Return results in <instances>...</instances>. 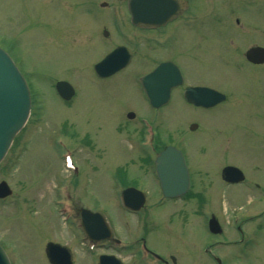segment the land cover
<instances>
[{"label": "rangeland", "instance_id": "rangeland-1", "mask_svg": "<svg viewBox=\"0 0 264 264\" xmlns=\"http://www.w3.org/2000/svg\"><path fill=\"white\" fill-rule=\"evenodd\" d=\"M101 1L0 0V46L30 84L34 112L38 109V116L33 112L0 163V180L5 179L13 190L0 201V242L12 263L50 264L45 253L48 237L73 245L75 264H97L99 252L113 251L91 250L88 241H75L74 224L67 227L71 211L61 214V204L54 201L56 186L63 184V201L70 193L71 205L102 213L114 237L132 241L145 236L152 248L175 264H217L212 254L222 257L224 264H264V214L251 217L245 210L255 208L252 213L256 214L264 209L263 188L246 194L232 187L213 196L227 240L240 238L230 231L235 218V223L255 219L244 224L250 234L248 244L214 242L217 238L208 232L209 215L204 214L200 195L156 205L159 198L152 192L151 167L140 160L142 150L136 146L139 137L130 134L129 125H121L128 108L135 106L150 118L155 110L145 106L143 94L130 82H91L96 76L87 68L105 51L100 47L105 39L96 31L109 26L105 22L113 18V7L115 16L124 10L125 1L106 0L108 6H100L102 10L96 6ZM194 1L190 16L198 14L197 20H191L182 32L174 31L169 50L179 59L191 86L215 88L226 99L199 112L174 93L159 110L161 122L165 116L172 118V126H161L165 133L161 137L171 133L194 171L204 164L208 169L210 164L230 162L245 168L249 180L264 185V64L255 67L242 60L248 43L264 44V0ZM142 67L137 61L112 79H131ZM56 80H68L77 88L71 101L59 97ZM191 119L200 123V130L180 128ZM137 120L136 116L134 123ZM61 139L65 150H75L74 155L79 151L80 170L73 178V190L67 185L71 172L59 159ZM208 178L193 172L197 192ZM127 183L149 192L143 212L129 214L123 206L120 184ZM222 194L223 203L218 199ZM123 244L114 250L125 248L119 252L126 264H136L139 254L131 258L136 250Z\"/></svg>", "mask_w": 264, "mask_h": 264}, {"label": "flooded vegetation", "instance_id": "flooded-vegetation-1", "mask_svg": "<svg viewBox=\"0 0 264 264\" xmlns=\"http://www.w3.org/2000/svg\"><path fill=\"white\" fill-rule=\"evenodd\" d=\"M201 0H199L200 2ZM188 2V6L187 9L185 10V12L182 15H179L178 17L174 18L173 20H170L162 25H157L154 28H145V27H140L137 26L135 24H133L131 22V19L129 16L123 15V16H117V17H113L112 19H110L109 21L106 20L105 24L108 27H102L101 30H98V32L96 31V33H99L100 37L104 38L105 41H101L100 43L103 44L101 45V49L105 47V51L104 54L98 58L95 61H92L91 63H88V69H91L95 72V65L98 61H100L103 57H105L108 53H110L111 51H113L114 49H116L119 46H123L125 47L129 53H130V59L127 63V65L125 67H123L120 71L114 73L111 76L105 77V78H100V77H96V79H93L91 82H130V84L135 87L136 89L140 90V82H142V79L139 77L140 75H144L147 73H150L151 71H153L156 67H158L159 65H161L162 63H170L171 65H174L172 63H175L179 69L181 70L182 74H183V83L182 84H177V85H173L171 86L172 82H174V79H171L168 75H165L164 77H158L155 78L153 80H151V82H156L157 85H159L160 82H163L164 87H169L171 86L169 89L165 88V89H160L158 87L157 91L159 94L162 95V97L165 98V102L160 105V106H155V117L152 118V123L154 125V131H153V135H152V143H153V151L151 152V158H149V154L147 151L142 150V148L139 147L140 141L142 136L145 134V128L144 125L141 121L142 116H144V114H141L139 112H137L135 106L134 108H128L125 111L124 116L122 117L123 122L121 123L122 126L126 125V126H130V128H133L130 130V134H133L134 136L139 137V144H136V146L142 150L141 152V156L140 159L141 161H146L149 165H150V176L152 178V184H153V193H155V195L159 198L158 203L156 205H163L166 204L167 202L171 201V202H176V201H180L183 200V198L186 197H191L193 195H195V197H199L203 199V207L204 208H209L211 214H216L217 212V199H215L213 201V196L216 194V192H218V194L223 191L224 193H228L227 190L231 189L232 187H236L237 189L243 190V192H245L246 194H249L248 192L254 191L256 188H263L262 190V198H264V185H260L257 183H254L256 181L254 180H249L246 174V170L245 168L242 167V170L245 173V179L242 182L239 183H229L227 181H225L223 179L222 176V171L223 168L225 166H227L228 164H233V163H219V164H213V165H209L208 169L205 168V164L200 167V168H196L195 171H197L198 173H200L203 176L206 177H210L208 179L205 180V186H203V190L201 192H197L195 189V183H194V179H193V172H195L194 170H192L191 165L189 163V159H187L188 157L186 156V151L184 149H181L184 157H185V162L189 171V179H190V188L188 190V192L186 194H184L183 196L179 197V198H175V199H168V198H164L163 197V193L161 190V186H160V180L159 177L157 175V169H156V162H155V157L156 155L162 151L163 149H165L167 146L169 145H173L176 146L178 148H181L179 145L175 144V140H173L170 136L171 133H167V137L165 139H162L161 135H165V133L163 134L161 132V126H167L168 124L171 123L172 118H168L167 116H165L166 118L165 120H163L161 122V117H160V113L159 110L162 109L163 107H165L168 103L171 102L174 93L178 94L180 97H182V99L190 104V106H192L195 110H199V112H202L204 110H209L212 108H205V107H201V106H195L191 103H189L183 95L184 92V88L188 85H191L190 83L187 82L186 77H185V73H184V69L179 61V59H177V57L174 55V52H171L169 49L171 47V45L174 43V38H175V34L174 31H176L177 29L182 32L183 29H186L189 26V22L191 20H193L197 14H192V16H190L191 13V8L194 7V4L192 2H195L194 0H187ZM102 7H107L108 3L106 1H104L103 3H101ZM236 19V17H234ZM195 20H197V18H195ZM240 19L237 18L236 24H239ZM201 25L200 23L197 24V26ZM124 27V29H123ZM118 38V39H115ZM89 41V40H88ZM91 43V42H90ZM93 43V42H92ZM240 43V42H239ZM237 43L236 49L237 47L240 46V44ZM239 44V45H238ZM263 45V43L260 42H253V43H248L245 46V50L251 46V45ZM244 47V45L242 46ZM242 50V60L246 61L250 64H253L255 67L256 66H260V65H256L254 63H251L250 61H248L246 59V55H245V50ZM151 51H153L151 53ZM139 62L143 67L140 68L138 71L134 72L133 76L131 79H112L114 76L118 75L119 73L123 72L124 70L128 69L130 66H132L135 62ZM96 74V73H95ZM75 96V95H74ZM74 96L68 100L71 101ZM143 98V96H142ZM147 101V100H146ZM143 103H145L146 107H150L149 102L147 101V103L145 102V100L143 101ZM220 105V104H219ZM218 106V105H217ZM151 108V107H150ZM136 116L138 117L137 123H134ZM147 116V115H146ZM161 124H160V122ZM163 123V124H162ZM192 123H197V127L196 129H191V124ZM140 124V125H139ZM172 126V123L171 125ZM200 123L197 121H193L191 119V121H187L186 125L184 127H180V128H184L183 130H188V131H198L200 130ZM155 148L157 151H155ZM79 151L77 150L76 155ZM134 160V159H133ZM139 159H137L138 162ZM257 168H261L259 165L257 166ZM261 170V169H260ZM173 171H176V169H173ZM211 171V174L208 175V172ZM78 174V173H77ZM76 174V177H77ZM76 182V180H75ZM139 188V186L137 185H133ZM244 186L245 189H241L239 187ZM59 194L58 190H56V195L55 197ZM222 194V195H223ZM221 196H218V199H220ZM155 205V201L153 203V206ZM77 209L80 210L79 207H77ZM146 210V208H145ZM253 211L255 210V208L252 209ZM130 213L136 214L140 211L134 212L131 210H128ZM262 212H264V209H262L261 211H259L256 214H261ZM231 232H233V229L231 230ZM236 233L238 232V234L235 233L236 237L239 235L240 238H234L232 240H227L226 242H232V243H244L245 241L249 242V239L245 238V231L243 230V228L241 227V225H236V229H235ZM230 232V233H231ZM227 235V234H226ZM225 235V230H223L221 232V235L219 236V238H217V243H221L223 244L224 241V236ZM228 237V236H227ZM229 238V237H228ZM75 240H78V235H75ZM141 240H145V238L142 236ZM137 250V248H136ZM136 254H133V257ZM136 262H138L137 258L135 259ZM145 262H140V264H144ZM175 264L174 261H170L168 258H166L164 255H162V258L160 257L157 264Z\"/></svg>", "mask_w": 264, "mask_h": 264}, {"label": "water", "instance_id": "water-1", "mask_svg": "<svg viewBox=\"0 0 264 264\" xmlns=\"http://www.w3.org/2000/svg\"><path fill=\"white\" fill-rule=\"evenodd\" d=\"M176 5L177 0H130L133 21L143 25L155 24V14L165 15L160 21L173 17ZM181 5H183V2ZM115 56V53H113L98 65V71L100 74H109L121 67L118 65L116 66L117 62L114 61ZM247 57L255 62H263L264 48L253 47L249 49ZM110 66L114 68L109 70ZM154 75L155 74H151L152 77ZM56 87L59 93L66 98L73 94L71 85L66 81H59ZM148 94L151 96V101L155 104V88L153 90L150 86ZM185 96L189 101L206 107L213 106L225 99L224 94L209 87H189L185 91ZM29 109L30 98L25 81L8 54L0 48V161L5 156L16 133L25 124L29 115ZM174 156L176 159H180V161L183 159L181 153L178 150L174 151L173 148H168L159 155L158 160L162 161L165 174L167 171L166 162H168L167 160L170 159V157ZM224 173L225 178L230 181H238V179L243 177L242 172L236 167H226ZM239 174L241 177L237 178V175ZM161 176L165 196H177L183 191L179 186V184H182V181L170 180L168 177ZM10 193L11 189L8 184L4 181L1 182L0 196L3 197ZM123 200L125 205L138 209L144 203L145 198L141 191L134 188H128L123 193ZM83 213L84 217L86 216L87 221L92 222V227L95 228V231L98 230L99 234L105 232L109 235V227L101 214L85 210H83ZM210 227L214 232L220 231V226L214 218L210 221ZM106 234L101 235L106 237ZM101 235H99V237H102ZM47 256L53 264H73L71 251H69L66 246H61L57 243L51 242L48 244ZM113 257L114 256H103L102 260L106 263L117 264ZM0 264H10L8 257L1 246Z\"/></svg>", "mask_w": 264, "mask_h": 264}, {"label": "bare ground", "instance_id": "bare-ground-1", "mask_svg": "<svg viewBox=\"0 0 264 264\" xmlns=\"http://www.w3.org/2000/svg\"><path fill=\"white\" fill-rule=\"evenodd\" d=\"M239 191H243V190H240V189H238Z\"/></svg>", "mask_w": 264, "mask_h": 264}]
</instances>
